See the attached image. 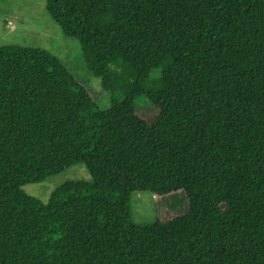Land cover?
<instances>
[{
  "label": "trees",
  "instance_id": "16d2710c",
  "mask_svg": "<svg viewBox=\"0 0 264 264\" xmlns=\"http://www.w3.org/2000/svg\"><path fill=\"white\" fill-rule=\"evenodd\" d=\"M45 10L111 105L49 53L0 46V264H264V0ZM76 164L90 181L46 203L21 189ZM135 192L186 209L135 225Z\"/></svg>",
  "mask_w": 264,
  "mask_h": 264
},
{
  "label": "rangeland",
  "instance_id": "374dc122",
  "mask_svg": "<svg viewBox=\"0 0 264 264\" xmlns=\"http://www.w3.org/2000/svg\"><path fill=\"white\" fill-rule=\"evenodd\" d=\"M45 1L0 0V46L40 49L58 58L88 89L98 108L109 109L110 95L102 89L100 79L85 67L77 40L64 37L47 14ZM137 103V113L142 118L151 119L156 115L157 110L144 100ZM68 181H90V175L84 165L76 164L41 182L25 184L21 189L46 203L51 191ZM186 203L182 192L165 197H157L150 192H135L130 197V216L135 225L147 224L155 217L163 219L184 212Z\"/></svg>",
  "mask_w": 264,
  "mask_h": 264
}]
</instances>
